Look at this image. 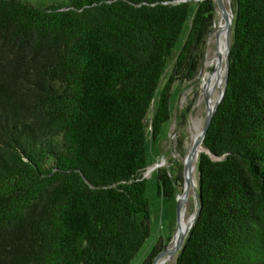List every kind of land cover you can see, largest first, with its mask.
Returning <instances> with one entry per match:
<instances>
[{
    "label": "trees",
    "instance_id": "trees-1",
    "mask_svg": "<svg viewBox=\"0 0 264 264\" xmlns=\"http://www.w3.org/2000/svg\"><path fill=\"white\" fill-rule=\"evenodd\" d=\"M192 2L0 0V264H129L139 251L148 141L173 84L197 76L215 20L213 0ZM231 8L200 208L175 264H264V0Z\"/></svg>",
    "mask_w": 264,
    "mask_h": 264
},
{
    "label": "rangeland",
    "instance_id": "rangeland-1",
    "mask_svg": "<svg viewBox=\"0 0 264 264\" xmlns=\"http://www.w3.org/2000/svg\"><path fill=\"white\" fill-rule=\"evenodd\" d=\"M192 1L194 2L195 0ZM223 1L227 9L231 8L232 0ZM194 8L195 5L192 4L189 11V18L176 43L175 51L180 48L186 36L189 28V20ZM214 19L211 31L205 38L204 42L202 70H199L197 76L190 81L173 84L170 96V118L162 124L157 139L153 142L150 140L148 141L147 166L142 172V177L146 181L145 194L149 203L150 235L144 241L143 245L129 264H142L145 261H147L146 263L152 264L156 254L166 247L167 249L171 247L172 241L177 233L175 197L181 195L184 188V158L192 146L194 135L198 130H201L203 126L206 113L204 102L205 88L203 87V81L204 77L208 78L213 73L216 48L214 33L217 29V24L220 21L223 22L217 7H215L214 10ZM222 67L224 68V58H222ZM169 70L170 64H168L165 69L164 79L167 77ZM150 116L151 110L147 115V119H149ZM196 163L197 160L195 161V169L193 172L194 185H197ZM157 170L164 171V173L174 181L172 183L174 186V199L170 197V195H163L162 193L157 192ZM195 207L196 196L190 187L182 209L183 220L187 225L191 221ZM153 250L157 251V253L150 257L149 254ZM177 254L178 251L172 256H169L171 257L169 264H175ZM161 258L163 259V264H167L166 255H162Z\"/></svg>",
    "mask_w": 264,
    "mask_h": 264
},
{
    "label": "water",
    "instance_id": "water-1",
    "mask_svg": "<svg viewBox=\"0 0 264 264\" xmlns=\"http://www.w3.org/2000/svg\"><path fill=\"white\" fill-rule=\"evenodd\" d=\"M213 1H214V6L218 8V10L220 12V16L223 20V31H224V40H225V54L223 57L224 58L223 87L219 91V95H218L216 101L214 102V104L212 106H209V104H208L209 99H208L207 95L204 94L206 113H205V117H204L203 126H202L200 132L194 137L192 146L184 158V163H183L184 188H183L182 194L177 195L175 197V199H176V216H177V225H176L177 234L175 235V237L173 239L174 244H173V247L171 249H167V247H166L165 249L160 251L158 254H156L152 262H154L159 256H161L164 253H167L169 256H172L175 252L180 250L181 245H182L185 237L187 236L190 228L192 227L194 220L196 218V215L198 214L199 208H200V199H199L200 185L198 183V179H199L198 172H197V185H194L192 183V179L190 177L189 172L191 171V167H192L191 166L192 159H193V157H195V155L197 153L196 148L198 145H200V144L202 145L203 138L205 136V133H206L207 128L209 126V123L211 121V117H212L214 111L216 110L217 105L221 101L223 94H224V91H225L226 81H227V77H228V69H229L230 36H231V31H232V26H233V21H234L233 12L231 11V8H228L232 12L229 15L223 0H213ZM220 31L221 30H219V29L215 30V33H214L215 44L217 43ZM215 57L217 59L216 65L220 64L222 61V58L217 51V47L215 48ZM202 66L203 65H201V67H200V71L202 70ZM202 147H203V145H202ZM202 151H207V150L203 147V149H201V151H199V153ZM198 154H197L196 160L198 158ZM190 187L192 188V190L194 191L195 196H196V207H195L194 213L192 214L191 221L188 223V225L184 229H181V227H180L181 210L183 209V205H184V202L186 200V196H187V193H188Z\"/></svg>",
    "mask_w": 264,
    "mask_h": 264
},
{
    "label": "bare ground",
    "instance_id": "bare-ground-1",
    "mask_svg": "<svg viewBox=\"0 0 264 264\" xmlns=\"http://www.w3.org/2000/svg\"><path fill=\"white\" fill-rule=\"evenodd\" d=\"M228 14H231V11L229 9H227ZM217 29L221 30L217 43H216V47H217V51L220 54L221 58L224 57L225 54V40H224V31H223V22L220 21L217 26ZM216 57L214 58V69H213V73L210 75V77H204V81H203V87L205 88V93L208 97V104L209 106H212L214 104V102L216 101L218 95H219V91L222 89L223 87V75H224V68L222 67V61L220 64L216 65ZM207 61V60H206ZM205 61V64H206ZM208 64V63H207ZM200 132V130L197 131V133L194 135V137ZM193 137V139H194ZM201 149H203L202 145H198L196 148V155L195 157H193L192 159V163H191V171L190 173V177L192 179V183L194 184V179H193V172L195 169V161H196V157L197 154L199 153V151H201ZM187 226V223L183 220V212L181 210V215H180V227L181 229H184ZM177 234V233H176ZM174 244V240L172 241V245L170 248L171 249L173 247ZM162 255H166L167 258V264L170 263L171 261V257H169V255L167 253H164ZM161 255V256H162ZM161 256H159L154 262H152V264H163V259L161 258Z\"/></svg>",
    "mask_w": 264,
    "mask_h": 264
},
{
    "label": "flooded vegetation",
    "instance_id": "flooded-vegetation-1",
    "mask_svg": "<svg viewBox=\"0 0 264 264\" xmlns=\"http://www.w3.org/2000/svg\"><path fill=\"white\" fill-rule=\"evenodd\" d=\"M167 177H168L169 182L171 183V188H172V194L170 195V197H172L174 199V196H173L174 186L172 184L174 181L169 176H167Z\"/></svg>",
    "mask_w": 264,
    "mask_h": 264
}]
</instances>
